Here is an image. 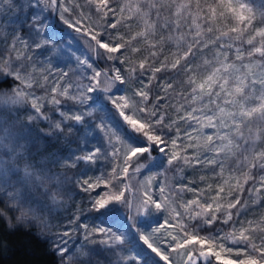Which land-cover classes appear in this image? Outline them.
Masks as SVG:
<instances>
[{"label":"snow or ice","instance_id":"1","mask_svg":"<svg viewBox=\"0 0 264 264\" xmlns=\"http://www.w3.org/2000/svg\"><path fill=\"white\" fill-rule=\"evenodd\" d=\"M8 78L0 105L27 111V122L0 118L9 228L8 210L46 226L69 180L59 165L77 169L89 205L53 241L61 264L73 260L63 238L79 230L90 243L100 236L115 264H264V10L250 0H0ZM35 121L80 146L41 155ZM84 212L111 226L82 222Z\"/></svg>","mask_w":264,"mask_h":264},{"label":"trees","instance_id":"2","mask_svg":"<svg viewBox=\"0 0 264 264\" xmlns=\"http://www.w3.org/2000/svg\"><path fill=\"white\" fill-rule=\"evenodd\" d=\"M250 3L255 9L264 10V0H250ZM56 25L58 26V31L63 27L62 25H59L58 19H56ZM61 35H63V32H61ZM64 39L67 41L70 37L64 36ZM9 85L15 87L11 78H8L7 80L0 79V90H8ZM17 115L20 116L21 121L27 122V111L21 110L17 113L13 110L8 112L5 106L0 105V118L14 119ZM94 115L97 116L100 115V113L97 112ZM29 127L31 128L33 134L39 138L40 144H38L37 147L39 148L41 155H47L52 151H59L61 155L64 152V146L62 149H59V146L62 144V140L60 138L53 139L52 137L45 135V133L49 131L47 123L44 121H35L31 122ZM82 129L80 131H82ZM77 130L78 129H76V131ZM73 142H75V138ZM53 171L66 175L69 178L68 183L65 184L64 191L61 194V202L51 205L54 210L55 208H63L69 202H73L78 197V192L74 185V175L77 172V169H64L60 166H56L53 168ZM77 202L82 203L80 200ZM49 203L51 202L49 201ZM87 206L89 207V205ZM4 208L5 202L3 198L0 197V209ZM120 211L122 213L121 223H124L127 218V211L126 209H121ZM87 214L92 219L99 221L101 225L111 226V221H109L106 216L89 212H87ZM15 215H17V213H13L11 210H8V216L13 218L14 227L12 228L8 227L7 218L0 216V264H61L60 256L56 251H54L55 245L45 234V230H47L49 222L44 219L47 221L46 226L40 223H29L25 225L23 223H16L14 219ZM135 236L137 237V235ZM135 236H133L132 239H134ZM136 246L146 251L149 255H152L149 251L141 247L137 241ZM100 248L102 251H100ZM109 251H111V249L99 242L92 245L91 250H88V263H93L98 255H104V252ZM152 257H154V255Z\"/></svg>","mask_w":264,"mask_h":264},{"label":"rangeland","instance_id":"3","mask_svg":"<svg viewBox=\"0 0 264 264\" xmlns=\"http://www.w3.org/2000/svg\"><path fill=\"white\" fill-rule=\"evenodd\" d=\"M15 18H16L15 12L5 17V19H15ZM8 27L11 28L12 25H9ZM29 111L31 110L29 109ZM98 116L99 115H97L96 117ZM77 129H78L76 131L77 135H82L84 132V129H82V127L80 126H78ZM81 129L82 131H80ZM74 138H75V142H73ZM60 139L62 140V144L61 146H59V149H62V147L64 146V149H63L64 152L61 154L62 156L69 155L72 151L78 149V147L80 146L79 141L77 140L76 136H68L67 133H65L64 136L60 137ZM86 139L91 140L92 138L86 137ZM77 192H78V197L73 202H69L63 208H55L50 214H46L44 216V219L49 222L47 230H45V234L50 241L53 242L54 240H56L58 238L57 237L58 233H61L64 230H69L67 226V221L73 217L78 207L81 209L88 207L86 196H84L83 193H79L78 189H77ZM79 200L82 201V203H78L77 201ZM47 221H46V224H47ZM82 222L104 226V225H101L99 221L94 220L90 216H88L87 212L83 213ZM143 222H144L143 224L145 227L151 224L150 220H144ZM35 223L38 224L37 222H31L30 224H35ZM135 237L134 239L138 242V244H140L141 247L147 250L146 246H143L142 242L138 240V235L136 237L137 239ZM100 238H101L100 236L95 237V239L97 240V243ZM63 239L67 241V252L65 255V260H67L68 256H72L73 257L72 264H114L115 263L116 256L113 254L112 250H111L112 252L111 251L104 252V255H101V256L98 255V257L93 261V263H88L89 260L87 256L89 255L87 256L80 255L77 250L81 249V247L83 246V250L88 252V250H91L92 245H95L96 243H90L88 241H85L82 230L72 232V234L69 237H64ZM125 247H130V245H125ZM100 251H102L101 248H100ZM147 251L150 252V250H147ZM153 255L154 254H152L151 256ZM177 264H180L179 258H177Z\"/></svg>","mask_w":264,"mask_h":264}]
</instances>
